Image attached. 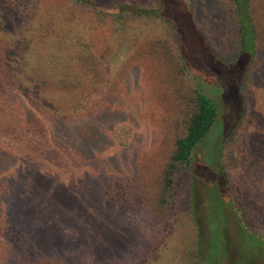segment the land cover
<instances>
[{
  "label": "rangeland",
  "instance_id": "374dc122",
  "mask_svg": "<svg viewBox=\"0 0 264 264\" xmlns=\"http://www.w3.org/2000/svg\"><path fill=\"white\" fill-rule=\"evenodd\" d=\"M16 1L0 0L11 33L23 20ZM32 3L36 19L47 21L37 41L47 48L55 38L58 51L20 74L22 50L0 32V264H238L235 223L264 238V0L251 6L257 53L230 70L215 61H230L223 56L237 28L220 1L164 0L181 28L190 83L169 54L174 37L132 40L114 34L109 18L79 9L68 12L67 21L76 19L68 32L56 12L71 1ZM143 23L153 28L151 19ZM191 83L217 102L219 117L165 210L157 201L162 171L185 133ZM123 129L126 144L116 138ZM209 182L219 183L213 191L227 215L226 235L215 233L231 247L221 261L209 260L205 242L225 222L218 206L211 216L206 210Z\"/></svg>",
  "mask_w": 264,
  "mask_h": 264
},
{
  "label": "trees",
  "instance_id": "16d2710c",
  "mask_svg": "<svg viewBox=\"0 0 264 264\" xmlns=\"http://www.w3.org/2000/svg\"><path fill=\"white\" fill-rule=\"evenodd\" d=\"M71 1L70 7L65 9V12H61L59 9L56 12L57 19L61 21L56 23L61 29L71 32L72 21L76 22V19L67 21L69 10L79 9V13H85L94 17H101L103 19L109 18L115 25L114 34H125L127 37L137 38L141 35L148 34L155 35L154 38L160 43L167 44L170 39L175 38L177 47L169 53L173 60L176 61L179 71L184 73L185 78L189 81L191 75V68L189 61L186 58L184 52L182 39H181V28L178 22L170 17L165 11L164 0H153L152 4H141L134 3L129 4L122 1L112 0H66ZM220 4L224 9L228 10L233 15V20L236 23V32L234 34L233 49L227 56H223V59L230 58L229 62L223 63L221 60L215 61L224 66L228 70L232 66H237L245 62V59L249 56H255L257 53L255 26L252 16V2L253 0H219ZM17 10L23 20H20L16 31L10 32L8 29H4L3 20L0 17V32H7L9 41L12 43L11 47H16L18 50H22L21 53V65L19 68L20 74L24 73V69L29 67L36 69H42V64L49 57H54L58 48L55 44L57 41L55 38L46 41L48 43L47 48L41 46L37 41L38 33L43 34L42 27L47 21L38 20V9L37 6L33 5L32 0H17L14 6V11ZM34 10L32 23L29 22V13ZM8 12L6 9L3 13ZM72 11L70 12V14ZM69 14V16H70ZM76 16V15H75ZM80 17V15H78ZM147 19L152 20L153 28L149 31L147 27L142 26ZM55 20V19H54ZM53 20V22H54ZM157 21V23H155ZM142 23V24H141ZM46 25V24H45ZM162 29H166V32H161ZM9 31V32H8ZM33 33V36H28L26 33ZM46 37V35H45ZM3 37H1L2 39ZM213 57V55H212ZM215 58V57H214ZM222 58V57H220ZM40 64L41 66L34 64ZM53 63V62H52ZM45 64V63H44ZM43 64V65H44ZM2 71L7 70L10 67L9 63H1ZM41 67V68H40ZM36 68V69H35ZM189 77V78H188ZM12 73H9L3 83L6 86H11L14 81H11ZM36 77L33 76L31 81H34ZM11 81V82H10ZM191 81V80H190ZM189 81V83H190ZM56 82L60 85H64V78L62 76L56 79ZM61 82L63 84H61ZM192 82V81H191ZM234 85L229 84L232 88ZM21 89V88H20ZM189 99L187 102L189 116L186 122L185 133L175 140V146L172 153L167 160L165 167L162 171V188L158 194L159 207H164L165 210H169L170 200L173 198L175 185L177 179L191 166L192 159L198 145L208 136L212 129L216 128L219 117V108L217 102L202 92L197 86L192 83L189 85ZM177 90H181V86H177ZM126 129L116 133V138L121 144H126L127 136ZM221 142L219 143L220 148ZM225 175V172L223 173ZM207 187V193L210 197V202L206 210L209 212L213 211L215 206L219 208V214L224 217V223L221 225L213 226L209 233V240L205 241L208 243V258L210 261H221L225 257L231 255L229 240H223L216 238V232L221 231L222 228L227 230V215L225 211L224 200L219 197V193L216 194L213 189L219 187V183H211ZM3 191L0 189V195ZM216 196V198H214ZM215 199V201H213ZM162 205V206H161ZM209 209V210H208ZM210 216H211V212ZM209 217V216H208ZM210 225L212 221L208 218ZM225 224V225H224ZM237 226L238 235V250L240 252V261L238 264H264L262 259L264 258V238L258 234L250 232L241 222L235 223ZM203 229H200L199 241H204ZM239 254V253H238ZM235 262V261H234ZM236 263V262H235Z\"/></svg>",
  "mask_w": 264,
  "mask_h": 264
}]
</instances>
